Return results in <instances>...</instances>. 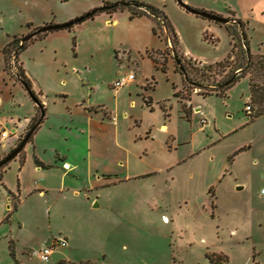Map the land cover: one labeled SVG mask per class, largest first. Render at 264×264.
Segmentation results:
<instances>
[{
  "label": "rangeland",
  "instance_id": "1",
  "mask_svg": "<svg viewBox=\"0 0 264 264\" xmlns=\"http://www.w3.org/2000/svg\"><path fill=\"white\" fill-rule=\"evenodd\" d=\"M124 1L163 11L173 31L124 10L3 53L13 38L72 21L102 0H0V127L12 134L0 160L36 119L20 122L36 105L19 82L23 65L48 119L34 151L50 165L35 166L24 146L0 167V264H264V115L250 120L257 106L244 79L227 98L202 97L230 67L193 61L222 60L228 32L176 0ZM181 1L225 25L237 20L222 10L233 4L249 16V48L264 52V0L251 9L237 0ZM172 54L197 69L193 78L207 90L182 87ZM129 72L134 81L114 86ZM253 81L263 84L260 72ZM44 245L54 247L41 263Z\"/></svg>",
  "mask_w": 264,
  "mask_h": 264
},
{
  "label": "trees",
  "instance_id": "2",
  "mask_svg": "<svg viewBox=\"0 0 264 264\" xmlns=\"http://www.w3.org/2000/svg\"><path fill=\"white\" fill-rule=\"evenodd\" d=\"M127 11L130 15V18L134 17H142V16H151L153 19L157 20L156 22L158 23L157 25L161 26L160 21L162 24L165 26L166 29L170 30L171 32L173 31L172 26L170 23L167 21L163 11L142 3V2H137V1H124V0H119V1H114L111 2L109 0H102V5L96 8H93L92 10L88 11L87 13L89 14L88 18L86 19H93L95 16L104 13V14H113L115 12H122V11ZM85 14V13H84ZM82 14V15H84ZM81 15V16H82ZM216 15V14H215ZM84 19V20H86ZM82 20V21H84ZM81 21V22H82ZM237 23L235 25H224L226 31L228 32V35L230 37V50L226 55L223 57L222 60L214 62V63H201V61H197L200 63L203 68L209 70L213 66L215 67H230L229 71L227 74L215 84L214 88H210L207 90L208 86H204L199 80H196L193 78L195 75H197V69L192 67L190 65V62H188L186 65L188 66L189 69L186 68V65L181 62L179 59H174V67L175 71L178 72L183 79V85L182 87H185L186 89H193V88H199L203 90H207L209 93L202 94V97L206 96H217V97H222V98H227L228 91L229 89L237 82H239L240 79H247V86L249 90V99L256 104L257 109L255 114L250 117V120L252 121L253 119H256L260 116L264 115V54L257 55L255 57L251 56L250 53V48H249V41L247 40L246 33L244 31V27L246 26L245 23L241 20H236ZM50 25V24H49ZM71 27H67L65 29L69 30ZM162 28V27H160ZM52 32V31H51ZM49 32H43V33H38L33 37H28L22 44L17 45V52L16 54L23 50L27 43L31 42L32 40L35 39H42L45 37ZM153 33L155 34V29H153ZM29 36V35H27ZM23 39V38H22ZM21 39V40H22ZM21 40H16L13 38L3 49L2 52L5 53V51H9V48L11 46L16 45L19 43ZM13 52V51H12ZM154 60L153 58H151ZM191 61V60H190ZM244 68L246 70H244ZM5 70V68L3 69ZM20 71L23 73V70L20 68ZM261 73V76L263 77V84H256L253 81V74H258ZM238 73V74H237ZM194 74V75H192ZM249 74V77L246 75ZM20 84L23 86V88L27 91L28 95L32 98V100L36 103L37 108L42 111V104L40 101L37 99L36 95L31 91L30 89V84L29 80L23 76L19 78ZM179 91L174 93V96L176 98L179 97ZM247 106H249L246 103ZM245 105V106H246ZM250 107V106H249ZM184 111L186 113V117L189 118L190 116V110L189 108H184ZM245 111V110H244ZM246 115H250L251 113V108L250 111L247 113L245 111ZM39 124L38 119H35L30 126L28 127V131L25 135L24 138H26L25 144H31L32 143V137L33 134ZM18 146V145H17ZM32 160L35 166L41 167L43 169L50 168L49 164H46L42 162L34 153L32 154ZM5 165V164H4ZM3 165V166H4ZM23 165L20 164V166ZM2 181V177L0 176V182ZM220 264V263H219Z\"/></svg>",
  "mask_w": 264,
  "mask_h": 264
},
{
  "label": "water",
  "instance_id": "3",
  "mask_svg": "<svg viewBox=\"0 0 264 264\" xmlns=\"http://www.w3.org/2000/svg\"><path fill=\"white\" fill-rule=\"evenodd\" d=\"M177 4L183 8L185 11L191 13V14H194L196 16H199L203 19H206L208 21H212L214 23H218V24H222V25H225L227 23H229V20L227 18H224V17H221V16H218V15H215L213 13H208V12H205V11H199V10H195L189 6H187L186 4H184L181 0H176ZM89 14L88 13H85L84 15L82 16H79L75 19H73L72 21H69V22H66V23H61V24H50V25H45L39 29H37L35 32H33L31 35L29 36H26L24 37L22 40H21V44L28 38V37H33L35 36L36 34L38 33H43V32H51V31H57V30H62V29H65L67 27H71L79 22H81L82 20L88 18ZM160 21V19H159ZM161 23V27L163 28V30L165 31L166 28L165 26L162 24V22L160 21ZM237 23V21H235V24ZM166 35V33H165ZM166 41H167V44L169 46V41L167 39V35H166ZM18 50H16L17 52ZM173 58L176 60L177 58L174 56V54H172ZM25 142H26V138H24L23 140H21V142L18 144V146L13 149L6 157H4L2 160H0V167H2L4 164L8 163L9 161H11L18 153L20 150L23 149V147L25 146Z\"/></svg>",
  "mask_w": 264,
  "mask_h": 264
},
{
  "label": "crops",
  "instance_id": "4",
  "mask_svg": "<svg viewBox=\"0 0 264 264\" xmlns=\"http://www.w3.org/2000/svg\"><path fill=\"white\" fill-rule=\"evenodd\" d=\"M110 1V0H109ZM238 2H240V3H242L243 1H245L246 3H248L249 4V8L248 9H251V7H253L254 5H252V4H254V2H255V0H237ZM257 1V0H256ZM199 6V8H202V10H208L209 12H214V11H212V9L214 10V8H212L211 6H209V7H206V9H204L205 7H203L202 5H198ZM216 10V9H215ZM223 12H226L227 10H229L230 11V13H232V15L234 14L235 16H236V19L237 20H241V21H243L244 23H245V25L247 26L248 25V23H249V21H248V15L247 14H245V13H243L242 11H240V10H238V8L237 7H235L233 4H229L228 6H226V7H224L223 9ZM218 12H219V14H221L222 12H221V10H217ZM88 12V11H87ZM221 12V13H220ZM115 13H117V12H115ZM115 13H113V14H115ZM83 13H81V15H82ZM101 14H104V13H101ZM112 14V15H113ZM80 15V16H81ZM108 15V14H107ZM96 17V16H95ZM211 36V35H210ZM249 45H250V43H249ZM230 47H231V45H230ZM250 49H251V52L252 53H261V54H264V52L263 51H261L258 47H256V48H253V47H251L250 46ZM229 50H230V48H229ZM229 52V51H228ZM227 52V53H228ZM198 61V60H197ZM201 63H205V62H202L201 61ZM20 64H22V63H20ZM23 71H24V74L26 73V71L24 70V68H23V65H22V68H21ZM25 76L27 77V75L25 74ZM28 78V77H27ZM245 81H246V83H247V79H244ZM248 87V86H247ZM229 92V91H228ZM39 94H40V92H39ZM248 100H249V98H248ZM40 103L42 104V111H40L38 108H37V106L35 105L34 106V111H33V115L31 116V117H27L26 119H24L23 121H20V122H26V120L28 121V120H32V119H34V118H36V119H38V121H39V124H38V126H37V128H36V130H35V132H34V134H33V137H32V143L31 144H27V145H25V151H26V147L28 146V147H31V151H26V155H27V157H30L31 159H32V154L34 153L35 154V151H34V144H33V140H34V135L36 134V132L38 131V130H40L43 126H45V124H46V122L48 121V119H47V114H46V109L44 108V104H43V102L42 101H40ZM36 110H38V112L39 113H37V111ZM14 119L13 118H9L8 119V121L9 122H11V121H13ZM3 121H5V120H3ZM8 122V123H9ZM27 123V122H26ZM26 125V124H25ZM49 129V128H48ZM55 132V131H54ZM36 155V154H35ZM56 155H59V154H55V157H56ZM60 156V155H59ZM26 157V158H27ZM60 157H62L63 158V160H64V167L65 166H67L66 168H70L69 166H68V164L66 163V161H65V157L64 156H60ZM56 159V158H55ZM42 171V169H40V168H36L35 166H33V171ZM45 171V170H44ZM61 177V176H60ZM62 178V177H61ZM63 179V178H62ZM64 180V179H63ZM21 186V185H20Z\"/></svg>",
  "mask_w": 264,
  "mask_h": 264
},
{
  "label": "built area",
  "instance_id": "5",
  "mask_svg": "<svg viewBox=\"0 0 264 264\" xmlns=\"http://www.w3.org/2000/svg\"><path fill=\"white\" fill-rule=\"evenodd\" d=\"M159 1H164V0H159ZM134 79H135V74L133 72H129L127 75H124L121 78H119L114 83V86L121 87L128 82L134 81ZM244 110L248 113L250 111V107L246 105L244 107ZM10 136H12L10 131L8 132L4 128L0 127V145L3 144V142L7 140ZM260 194H264V189L260 190ZM54 244L64 246L66 242L65 240H55ZM53 247H54L53 245L51 246L44 245L42 246L40 250L37 251V257L41 263L48 262V260L50 259V255L52 253Z\"/></svg>",
  "mask_w": 264,
  "mask_h": 264
},
{
  "label": "bare ground",
  "instance_id": "6",
  "mask_svg": "<svg viewBox=\"0 0 264 264\" xmlns=\"http://www.w3.org/2000/svg\"><path fill=\"white\" fill-rule=\"evenodd\" d=\"M164 221V220H163Z\"/></svg>",
  "mask_w": 264,
  "mask_h": 264
}]
</instances>
